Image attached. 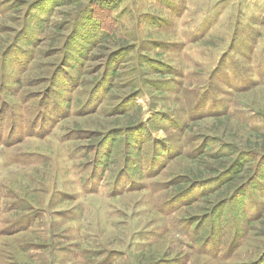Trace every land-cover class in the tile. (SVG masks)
Wrapping results in <instances>:
<instances>
[{
	"label": "rangeland",
	"instance_id": "374dc122",
	"mask_svg": "<svg viewBox=\"0 0 264 264\" xmlns=\"http://www.w3.org/2000/svg\"><path fill=\"white\" fill-rule=\"evenodd\" d=\"M0 264H264V0H0Z\"/></svg>",
	"mask_w": 264,
	"mask_h": 264
},
{
	"label": "trees",
	"instance_id": "16d2710c",
	"mask_svg": "<svg viewBox=\"0 0 264 264\" xmlns=\"http://www.w3.org/2000/svg\"><path fill=\"white\" fill-rule=\"evenodd\" d=\"M130 127H132V128H127V131H131V130H134V129H136V128H134V127H136V125H131ZM138 128V127H137Z\"/></svg>",
	"mask_w": 264,
	"mask_h": 264
}]
</instances>
